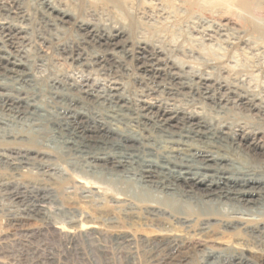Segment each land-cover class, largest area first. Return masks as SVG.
<instances>
[{
    "label": "bare ground",
    "instance_id": "1",
    "mask_svg": "<svg viewBox=\"0 0 264 264\" xmlns=\"http://www.w3.org/2000/svg\"><path fill=\"white\" fill-rule=\"evenodd\" d=\"M29 1L48 31L66 32L63 26L72 25L83 33L56 46V61L79 65L89 76L103 72L110 79L101 88L88 75L69 84L54 79L38 86L33 60L17 42L27 41L22 34L30 16L24 1L0 0V127L13 119L38 121L42 140L49 133L57 139L55 148L42 144L37 149L29 130L3 128L0 193L25 207L5 219L7 227L45 224L68 237L94 236L102 250L99 236L105 234L112 245L124 248L130 264H264V105L252 104L246 93L232 91L230 81L208 72L192 84L166 71L168 61L156 51L161 32L145 37L135 26L137 14L158 6L161 13L173 9L184 19L208 14L223 28L238 27L232 22L235 17L242 22L241 32L264 46V25L255 20L264 13V3L74 0L72 10L70 4L61 9L52 0L25 4ZM37 42L34 59L47 56L41 49L47 39ZM180 55L188 57L186 51L172 57ZM223 90L236 96L240 105L235 108L257 115L254 122L228 116L225 104L231 102L218 92ZM62 157L74 159L76 166L68 169ZM97 168L130 176H119L113 185L94 176ZM33 171L38 178L29 177ZM133 177L150 189L149 197L123 186ZM53 197L60 208L57 218L48 220L45 211ZM225 240L231 245L215 248ZM198 253L202 262L196 259Z\"/></svg>",
    "mask_w": 264,
    "mask_h": 264
},
{
    "label": "rangeland",
    "instance_id": "2",
    "mask_svg": "<svg viewBox=\"0 0 264 264\" xmlns=\"http://www.w3.org/2000/svg\"><path fill=\"white\" fill-rule=\"evenodd\" d=\"M23 1V7L27 15L30 16V20L24 22V26L26 28L28 27V30L26 33L22 34V38H25L27 41L24 43V41L21 42V39H19L17 40V42H19V44L23 43L24 47L22 48V50L26 51V54L29 55V60H33L32 62L34 64L32 65V68L35 77L34 83H36L40 87H44L54 79H59L64 83L69 84L73 81H80L81 78L90 77L92 78V81H90V83L92 84L95 80H97V85H99V87L101 88V84H106V82H108L110 78H108L106 75H102L103 72L99 73L100 75L96 73L89 76L85 72V68L83 69L82 67H77L79 65H71L68 61H66L65 63L56 61L57 58L52 56L53 53L56 52L55 48L57 49L58 44L69 43L72 39H75L77 34L82 35L83 33L81 31H78L79 33H76L77 28L75 29V27H73L72 25L63 26L64 28L66 27V29L68 28L66 32L57 31L55 29H50L48 31L47 27L45 28L44 23H42V21L37 18V14H34L35 10L33 9V5L35 3L33 1H29V3L25 4L26 0ZM52 1L56 7L60 6L59 8L61 9L65 6L67 7V5L70 4V8L73 10L74 6L72 5H75L74 0H60L61 2L59 0ZM147 1L148 0H145L146 3H149ZM259 1L264 3V0ZM71 2L74 3L71 4ZM65 3L66 5H64ZM61 4H63L64 6H62ZM154 4L157 6L158 3L152 2L154 8H157ZM250 7L251 11L253 10V12H256L254 9H256L257 7H254V5H251ZM161 8L162 7L159 8L158 6L157 9H147L145 12L137 14V16L135 17V26L138 32H141L145 37L148 36V33L151 34L152 31L153 33L161 32V34L158 33L160 34L158 39L160 41H157L156 44L158 46L159 43V48H161L163 52H161L162 50L160 51L159 48L156 49V51H158V58H160L164 62L168 61L166 63H168L167 67L169 68H167V70L165 69L166 71H171L170 73L177 74L181 76V79H183V81L192 84H195V82H197L195 77L205 75L203 77L207 78L208 76L205 72H208L212 74L213 77L215 76L223 80V82L225 81V83H229L230 81L229 86L234 87L231 88L232 91L236 94L239 93V95H244V93H246L247 99L252 100V104L264 105V46L259 45V43H254V40L250 38V36H247L246 34L241 32L243 30H241V20L236 19L235 21V17L232 18V22H238L237 25L238 27L240 26V29L237 26H231L233 29H236L233 30L229 27L223 28L217 26L216 21H214V23V19L212 20L211 16L208 14L204 15L203 17L200 16L201 19L200 17H191V19H189V17L185 18V20L182 14L178 17V15L174 13L175 11H172L173 9L167 10L168 12L162 11L161 13ZM182 17L184 20L182 19ZM225 17L227 18L231 16L229 14L227 15L226 13ZM257 18L258 22L264 25V13L258 15L255 20H257ZM222 20L223 18H221V20L219 21ZM39 37H44L48 41V43L46 42L47 44H44V48L41 47V49L46 51L47 56H38V59H34V55H31L32 53H35L34 51L37 47V40ZM141 37L142 36L140 35L139 39L143 40L144 38ZM126 38H128L129 40L131 36L130 38L129 36ZM88 50L91 51V47H88ZM116 51L119 52V55L121 54L120 49H116ZM184 51H186L188 54L187 58H184L181 55L172 57L174 53H182ZM169 60H172L173 62H169ZM36 61L37 63H35ZM129 64H131L132 66L134 65L133 63ZM73 65H75V67ZM132 72H137L136 74L140 75L138 71L132 70ZM87 75L89 77H87ZM141 76L143 77L145 75ZM144 78H146V76ZM102 79L105 80L103 81ZM212 85L213 83H211V86ZM221 85L224 86L223 83ZM213 87L216 88L217 85ZM218 92H220V95L224 94L223 96L226 98V100L228 99V101L231 102L230 104H225L229 109L228 116L232 118H238L241 115L244 116L246 120H248L247 122H254L252 121V119L257 118V115H255L254 112L249 111L248 108H235L233 106L240 105L239 103H237V99L234 94L228 93L226 90ZM183 98L184 97H179L178 99L182 100ZM251 103L250 105H252ZM36 123H38V121L30 122L22 120L20 121V119H13L11 122H6V125L0 127V134L3 128H5L6 126H8L7 128L17 129L21 132H25L24 130H26L27 132L29 130L27 133L29 134V132H31L29 134L30 136L32 134L31 139H33V137L35 136L32 141L36 145L37 149L42 144H47L50 148H55V143L57 142L55 136L49 133L47 136L48 138L42 140V137L39 133L43 132L44 130H41V128H39ZM34 129H36L37 131ZM34 133L36 134L34 135ZM53 155L55 156L56 154L53 153ZM49 158L52 159V157ZM66 158L67 157H64L63 159L62 157L61 160L65 162V165L68 169L76 166V161L74 159ZM97 169L93 170L95 173L94 176L98 178L103 177L104 180L112 181V183L114 182L113 185H118V180L120 179L119 176H122L124 178L130 176L122 172L113 173L108 171L107 169ZM34 172L35 171H33V174H30L29 177L36 179L38 178V176L34 174ZM129 181L131 182L129 183ZM129 181L123 186L126 188L132 187L133 190L136 189L135 191L138 190L136 192L138 196L147 197L148 195H151V193H148L151 192L149 191L150 189L145 187L134 177ZM158 196L161 195L158 194ZM58 200L59 199L57 197L51 198V202L47 206V209L45 211L48 220H55L57 218L55 210L60 208V203ZM23 208L25 207H23L21 203L12 201L10 198H7L2 192L0 193V264H130L125 257L124 248L120 246L115 247L114 245H112L111 239H109L105 234H101L99 236L101 240H99L100 244L105 248H103L102 250L98 249V245H96L93 240L94 236L84 234L81 235L77 233L72 237H68L64 236L51 226H45V224H42V226L38 223L36 227H32L31 229L25 228L12 230L8 228L5 219L7 217H10V215L17 214L18 210L22 211ZM67 218L68 216H66V219ZM146 238L147 237L142 238V241L148 242L149 238ZM142 241H139L138 243L140 249L143 247V245H141ZM218 243L219 244L215 245V248L217 249H225L226 246L231 245V243H228V241L226 240L220 241ZM199 255H201V253H198V255H196V259L202 262L203 259ZM247 256L249 258L251 256H254L253 258L258 261L261 259H258V256L255 257V254H248Z\"/></svg>",
    "mask_w": 264,
    "mask_h": 264
}]
</instances>
